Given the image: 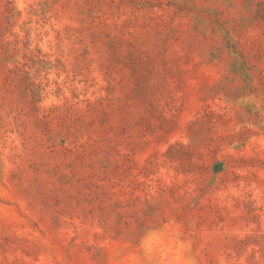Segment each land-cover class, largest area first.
Masks as SVG:
<instances>
[{
    "label": "rangeland",
    "instance_id": "rangeland-1",
    "mask_svg": "<svg viewBox=\"0 0 264 264\" xmlns=\"http://www.w3.org/2000/svg\"><path fill=\"white\" fill-rule=\"evenodd\" d=\"M264 264V0H0V264Z\"/></svg>",
    "mask_w": 264,
    "mask_h": 264
},
{
    "label": "clouds",
    "instance_id": "clouds-1",
    "mask_svg": "<svg viewBox=\"0 0 264 264\" xmlns=\"http://www.w3.org/2000/svg\"><path fill=\"white\" fill-rule=\"evenodd\" d=\"M171 230L166 239L162 238L161 233L155 229H149L142 234L139 240V246L149 255L160 252L167 256L161 264H193L186 258L185 250L189 247L188 243L179 239V234L174 228L168 226Z\"/></svg>",
    "mask_w": 264,
    "mask_h": 264
}]
</instances>
